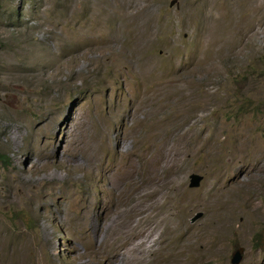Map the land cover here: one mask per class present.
<instances>
[{
    "label": "rangeland",
    "instance_id": "374dc122",
    "mask_svg": "<svg viewBox=\"0 0 264 264\" xmlns=\"http://www.w3.org/2000/svg\"><path fill=\"white\" fill-rule=\"evenodd\" d=\"M262 168L264 0H0V264H264Z\"/></svg>",
    "mask_w": 264,
    "mask_h": 264
},
{
    "label": "bare ground",
    "instance_id": "6f19581e",
    "mask_svg": "<svg viewBox=\"0 0 264 264\" xmlns=\"http://www.w3.org/2000/svg\"><path fill=\"white\" fill-rule=\"evenodd\" d=\"M217 20V19H216ZM223 30V29H222ZM222 30L219 28V27H217L216 26V28H215V31H216V33L217 34H219V33H221L222 32ZM212 33V32H211ZM263 170H264V168H262ZM258 170H261V168L260 169H258ZM230 190V189H229ZM229 190L227 191V192H225V194L226 193H228L229 192ZM233 190V189H232ZM231 191V190H230ZM232 192V191H231ZM230 193V192H229ZM216 200V199H215ZM217 206V204H216V201H214V200H211V202L209 203V205L208 206H210V207H213V206ZM215 208V207H214ZM216 214V213H215ZM214 217H215V215H214ZM218 217V216H217ZM220 219V218H219ZM177 230V229H176ZM178 231H179V229H178ZM204 240L206 241V242H208L209 241V236L208 235H206L205 237H204ZM5 244V241H4V239H0V261L1 260H5V256L6 255H8L7 257H8V259H7V262H12V260L14 259L15 261H19V260H22L23 261V259H21L20 258V256L21 257H24V253L21 251H19V252H17L16 251V249L15 248H13V249H11V251L9 252V254L7 253V251L6 252H4L3 250H6L3 246H2V244ZM205 245L207 246V247H209L210 246V244H208V243H205ZM207 251H209V250H204V253L205 252H207ZM211 252V251H210ZM217 251L216 250H213V253L211 252V254H214V253H216ZM209 254V253H208ZM38 261L40 262V256L38 257ZM12 264V263H11Z\"/></svg>",
    "mask_w": 264,
    "mask_h": 264
},
{
    "label": "water",
    "instance_id": "95a60500",
    "mask_svg": "<svg viewBox=\"0 0 264 264\" xmlns=\"http://www.w3.org/2000/svg\"><path fill=\"white\" fill-rule=\"evenodd\" d=\"M202 179V176L197 173H190L188 175V183L187 186L189 188H196L199 186V183ZM201 216V212H196L193 214V216L189 219L190 222L195 221ZM243 248L238 247L233 250V252L230 255L229 263L230 264H238L241 261Z\"/></svg>",
    "mask_w": 264,
    "mask_h": 264
}]
</instances>
